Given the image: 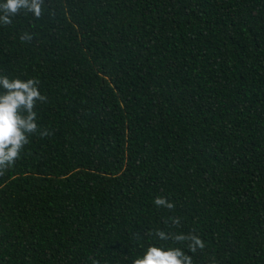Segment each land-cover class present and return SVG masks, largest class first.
<instances>
[{"label":"trees","instance_id":"trees-1","mask_svg":"<svg viewBox=\"0 0 264 264\" xmlns=\"http://www.w3.org/2000/svg\"><path fill=\"white\" fill-rule=\"evenodd\" d=\"M0 74L53 133L0 175V264H264V0H45L0 25Z\"/></svg>","mask_w":264,"mask_h":264},{"label":"clouds","instance_id":"clouds-1","mask_svg":"<svg viewBox=\"0 0 264 264\" xmlns=\"http://www.w3.org/2000/svg\"><path fill=\"white\" fill-rule=\"evenodd\" d=\"M45 0H0V25L8 26L13 18L21 13L31 14L36 20L44 15ZM19 39L28 43L33 39L29 32H24ZM37 78L22 79L0 74V175L13 167L20 158L22 151L30 144V136L49 137L53 133L38 123L35 110L38 103H44L47 97L39 88ZM156 207L174 209L175 204L165 197L157 196ZM172 225L179 226V217H169ZM160 241H173L177 244L187 242L190 253L204 250L205 243L197 235L189 233L166 232L157 229L150 232ZM138 238V237H137ZM92 264H99L93 259ZM131 264H193L192 256L185 253L181 247L167 248L150 244L141 255L131 260Z\"/></svg>","mask_w":264,"mask_h":264}]
</instances>
